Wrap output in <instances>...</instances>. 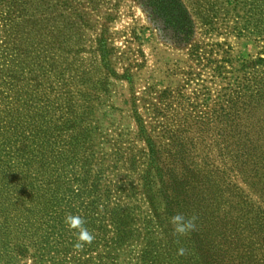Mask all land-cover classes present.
Masks as SVG:
<instances>
[{
  "label": "trees",
  "instance_id": "trees-1",
  "mask_svg": "<svg viewBox=\"0 0 264 264\" xmlns=\"http://www.w3.org/2000/svg\"><path fill=\"white\" fill-rule=\"evenodd\" d=\"M142 1L179 45L198 20L204 35L225 32L244 49L192 46L224 84L205 100L216 110L182 100L187 110L169 118L153 105L159 120L147 128L133 104L137 133L125 139L97 125L93 88L81 90L82 2L0 0V264H264V0H195L193 13L183 0ZM96 47L115 76L103 35ZM177 214L195 229L176 234ZM68 215L91 243L75 247Z\"/></svg>",
  "mask_w": 264,
  "mask_h": 264
},
{
  "label": "rangeland",
  "instance_id": "rangeland-1",
  "mask_svg": "<svg viewBox=\"0 0 264 264\" xmlns=\"http://www.w3.org/2000/svg\"><path fill=\"white\" fill-rule=\"evenodd\" d=\"M80 1V10L86 13L88 24L79 29L77 47L81 52L76 56L74 66L88 73L82 78L83 81L90 80V83H82L81 90L93 88L92 94L97 97L92 104L94 120L100 128L113 137L115 132H121L125 139L133 138L137 133L131 111L133 104L147 128L154 123L153 118L159 120L153 105L169 118L175 113L182 116V112L187 110L186 101L182 100L197 104L196 113L216 110L210 101L205 100L214 99L224 84L211 79V70L204 67L203 61L197 63L190 57V48L195 44L227 43L235 52L242 53L244 40L223 34L225 32H220L221 36L215 33L204 35V29L195 20L196 30L191 41L179 45L173 34L151 15L142 0H95L91 5H87L85 0ZM183 1L189 12L193 13L192 3L195 0ZM206 2L208 0L201 2L203 7ZM221 2L217 0L218 4ZM101 35L107 41L108 62L115 76L106 75L100 66L99 55L95 53L96 39ZM254 47H246L252 55L256 53ZM68 60L70 62V57ZM103 79L108 83L105 84ZM99 81L102 83L101 89L97 85L92 87ZM164 91H169L170 97L159 103L158 98ZM206 93L208 97L204 96ZM162 103L170 105V108ZM160 120L167 123V120ZM236 183L252 200L259 201V196L249 190L238 175Z\"/></svg>",
  "mask_w": 264,
  "mask_h": 264
},
{
  "label": "clouds",
  "instance_id": "clouds-1",
  "mask_svg": "<svg viewBox=\"0 0 264 264\" xmlns=\"http://www.w3.org/2000/svg\"><path fill=\"white\" fill-rule=\"evenodd\" d=\"M195 217L185 218L182 214H177L171 218V223L174 226V231L178 235H184L195 229ZM65 223L70 229H77L78 243L75 245L77 249L83 247L85 243H91L94 239L93 235L84 227L85 221L80 216L68 215L65 218ZM183 250H181L182 252Z\"/></svg>",
  "mask_w": 264,
  "mask_h": 264
}]
</instances>
